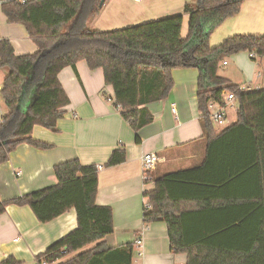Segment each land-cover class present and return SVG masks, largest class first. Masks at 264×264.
Wrapping results in <instances>:
<instances>
[{"label": "trees", "instance_id": "trees-1", "mask_svg": "<svg viewBox=\"0 0 264 264\" xmlns=\"http://www.w3.org/2000/svg\"><path fill=\"white\" fill-rule=\"evenodd\" d=\"M244 1L196 0L173 15L102 31L92 24L106 1L100 6L101 0H0L8 21L23 24L38 46L34 53L17 55L9 39H0V72L4 73L0 94L7 110L0 119V166L24 142L49 148L34 141L31 134L35 125L56 130L64 116L70 98L59 74L67 66L76 70L77 63L85 60L91 69H103L105 83L114 91V105L137 133L138 142V131L154 120L147 105L172 91V70L197 68L200 123L209 139L207 158L201 166L157 179L148 172L154 185L144 193L148 204L144 223L165 221L171 250L186 254L185 264H264V211H246L245 217L228 220L230 211L188 210L183 205L201 198L197 197L199 187L219 193L236 176L264 178V88L244 91L219 73L228 57L243 51L255 52L257 56H249L261 60L264 34H238L216 46L210 44L216 28L236 16ZM184 14H189L186 36L182 35ZM226 91L236 95L237 121L216 132L209 103H223L221 95ZM219 147H233L236 155L248 159L238 167L214 166L213 153ZM125 159L124 149L114 150L107 165ZM211 169L227 173L215 175ZM54 174V185L12 199L0 198V214L9 204L29 206L42 223L76 210L77 227L51 244L38 256L39 261L132 264L134 243L110 246L106 241L114 232V219L110 206L96 202L99 167L71 159L56 164ZM260 184L264 197V181ZM241 233L246 239H232ZM0 264L20 261L9 256Z\"/></svg>", "mask_w": 264, "mask_h": 264}, {"label": "crops", "instance_id": "crops-1", "mask_svg": "<svg viewBox=\"0 0 264 264\" xmlns=\"http://www.w3.org/2000/svg\"><path fill=\"white\" fill-rule=\"evenodd\" d=\"M195 1L106 0L92 27L107 31L145 23L182 12L186 3ZM188 24L189 14H184L183 36L188 33ZM214 34L216 41L238 34H264V0H245L240 12L216 28ZM0 39H9L17 55L34 53L38 49L26 27L21 23H10L1 7ZM243 52L248 55L247 51ZM255 61L262 68L257 71L255 82L250 83L264 88V64L259 58ZM172 76L174 86L169 96L147 105L154 120L138 131L141 139L138 142L130 123L105 97V94L114 96V91L105 83L103 69H91L85 60L77 63L76 70L65 67L59 74L70 98L64 116L59 119L56 130L35 125L31 134L34 141L49 148L24 142L10 154L8 161L0 166V198L12 199L56 184L54 166L58 163L78 159L84 165H96L100 167L96 202L110 206L113 211L114 232L106 238L107 243L110 246L135 244L137 238L142 237V245L135 244L132 264H185L186 254H175L171 250L167 223L154 221L146 225L143 220L147 201L144 193L154 185V180L146 182L144 179V154L156 152L161 157L151 171L154 179L201 166L207 158L209 139L200 123L197 100L199 70L175 68ZM3 79L4 73L0 72V88ZM234 83L243 85L249 82ZM173 104L176 112L172 110ZM6 111L0 94V119ZM234 117L226 127L237 121V111ZM226 127L216 126V132ZM119 149L125 150V161L108 166L112 153ZM215 150L214 166L238 167L248 159L246 155H236L233 147ZM212 171L215 175L227 173L225 169ZM263 181L264 178L261 180L258 176L256 180L236 176L220 188L219 193L199 187L197 197L201 198L186 201L183 205L188 210L230 211L226 215L228 220L241 219L247 215L246 211H264L260 184ZM77 225L74 208L42 223L29 206L9 204L0 214V261L14 256L20 264H38V256ZM232 239L243 241L246 234H235Z\"/></svg>", "mask_w": 264, "mask_h": 264}, {"label": "built area", "instance_id": "built-area-1", "mask_svg": "<svg viewBox=\"0 0 264 264\" xmlns=\"http://www.w3.org/2000/svg\"><path fill=\"white\" fill-rule=\"evenodd\" d=\"M19 1H21L22 3H25L29 0H19ZM135 1H142V0H135ZM249 55L251 57L257 56L255 54V52H250ZM261 62H262V64H264V57L261 58ZM226 64H227V62H224V65H226ZM258 75L260 76L261 73L258 72ZM240 86H241V89L244 91L245 90H251L253 88H257L252 83H247V84H243ZM221 96H222L223 103L210 102L209 108H210L211 118H212L213 122L215 123V125L217 127H226L229 123V115L227 113V107L228 106L234 107V108H236V111H237L239 108V104L236 100V95L234 94V92L226 91V92L222 93ZM105 97L109 102L114 103V96H111L109 94H105ZM117 109L119 110V108H117ZM176 109H177L176 105L173 104L172 105L173 112H176ZM160 161H161V157L156 152L146 153L142 156V167H143V171H144V179L146 181L152 180L151 176L148 175V172L152 171ZM147 206H148V204L146 202L145 207H147ZM142 242H143L142 237H138L135 244L140 247L142 245ZM38 264H51V263H49L47 260L43 259V260L39 261Z\"/></svg>", "mask_w": 264, "mask_h": 264}, {"label": "rangeland", "instance_id": "rangeland-1", "mask_svg": "<svg viewBox=\"0 0 264 264\" xmlns=\"http://www.w3.org/2000/svg\"><path fill=\"white\" fill-rule=\"evenodd\" d=\"M215 35L216 34L212 35L211 38V44L214 46L223 42L222 40L216 41ZM238 54L226 59L228 63L220 67V75L226 76L232 82H255L254 77L257 75V71L262 67L253 60L249 54L247 55L245 52ZM227 111L229 112V120L235 118L236 108L228 106Z\"/></svg>", "mask_w": 264, "mask_h": 264}, {"label": "water", "instance_id": "water-1", "mask_svg": "<svg viewBox=\"0 0 264 264\" xmlns=\"http://www.w3.org/2000/svg\"><path fill=\"white\" fill-rule=\"evenodd\" d=\"M106 0H101L100 6H102L105 3Z\"/></svg>", "mask_w": 264, "mask_h": 264}]
</instances>
